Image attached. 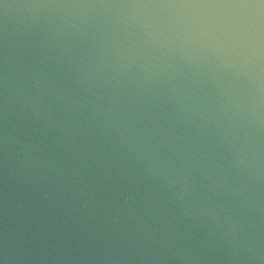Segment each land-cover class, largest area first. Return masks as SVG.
I'll list each match as a JSON object with an SVG mask.
<instances>
[{
	"label": "water",
	"instance_id": "95a60500",
	"mask_svg": "<svg viewBox=\"0 0 264 264\" xmlns=\"http://www.w3.org/2000/svg\"><path fill=\"white\" fill-rule=\"evenodd\" d=\"M0 264H264V0H0Z\"/></svg>",
	"mask_w": 264,
	"mask_h": 264
}]
</instances>
